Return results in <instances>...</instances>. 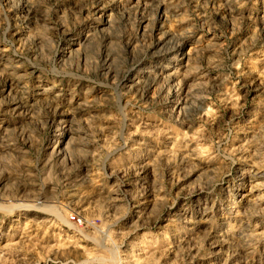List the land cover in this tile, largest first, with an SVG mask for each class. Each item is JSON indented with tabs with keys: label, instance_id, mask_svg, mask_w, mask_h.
<instances>
[{
	"label": "rangeland",
	"instance_id": "rangeland-1",
	"mask_svg": "<svg viewBox=\"0 0 264 264\" xmlns=\"http://www.w3.org/2000/svg\"><path fill=\"white\" fill-rule=\"evenodd\" d=\"M97 1L0 0V264H264V0Z\"/></svg>",
	"mask_w": 264,
	"mask_h": 264
},
{
	"label": "bare ground",
	"instance_id": "bare-ground-1",
	"mask_svg": "<svg viewBox=\"0 0 264 264\" xmlns=\"http://www.w3.org/2000/svg\"><path fill=\"white\" fill-rule=\"evenodd\" d=\"M225 1H226V3L224 2V8H225V4L228 5L229 7H230V5H234L235 6L234 8L228 10V14H233L234 15V14L238 13V11H240L242 9V4L239 5V1L240 0H225ZM172 2L173 1L169 2V4H168L169 7L171 9H173V10L179 9V6H173ZM114 3H115L114 0H98L96 3L93 4L91 13L93 14V16H95L97 14H100L99 18L108 17V16H105V13L107 11H111V12L113 11L109 7L114 6ZM25 11H26L25 13H26L27 17L30 16L31 14H34L36 17L39 15V11L36 10L34 7H32V8L28 7V8L25 9ZM18 14H20V13H18ZM44 14H45V12H44ZM26 16H24V18H23L24 21H25L24 23H26V21L29 20V19L25 18ZM98 23L107 24V23H109V20L108 21H102V22L98 21ZM57 28L60 29L59 27L56 26V29ZM58 29L56 30V32L60 31ZM89 29L92 32V34L96 33V30L94 28H89ZM60 34H61V36L64 35L65 31H62ZM92 34L85 35L83 37V39H84L83 42H85V43L89 42L91 40ZM187 34L188 33H186V32L183 33L182 34L183 38L186 37ZM163 36H164V34H163ZM200 39L201 38H198L197 42H199ZM68 45H71V43L70 44L68 43ZM61 51H62V53H64L67 56H70V54L72 52V50L67 51L66 48H62ZM65 55H62L60 57L63 58V57H65ZM170 61L171 62H169L168 65L162 66L163 71L169 69L168 67L172 64V62H175L176 63L175 65L179 69L180 68H182V69L180 71H178V69L175 68V69L171 70L166 75V78L171 82L170 88L168 89V92H167L164 100L161 103L162 109H164V111H166V112L175 111V110H181L182 109V105L184 104V100H183L184 98H182V94H183L185 86H186V84L188 82H190L191 80H195V79H202V80H207V81H209L211 79V73H210L211 70L203 71V72H201L200 75H197V74H199L198 71H201V69H203V68L198 67L199 65L197 66V63L192 58H190V56L186 57V59L184 61V64H182V66L179 65V62L181 61V59L178 57V55L173 56L170 59ZM194 65L196 67L192 68V66H194ZM195 72H198V73L194 75ZM19 79H24V78H19ZM141 84H142L141 81H135V82H133V84H132V86L130 88L133 87V88L136 89ZM52 89L53 88H47V89L43 90L41 93L37 94L38 95L37 99L36 98L32 99V101H34L35 104L42 103L45 100V96H43V95H46V93L51 91ZM25 94H26L25 91L20 92V97L18 98V101L15 102V104H18L19 106L22 105L23 101H24V98L22 96H24ZM59 97H60V95H59ZM27 99H29V98H27ZM30 100H31V98H30ZM34 103H33V105H35ZM78 110H79L78 107L68 106V107L59 108V110H56V112H54V113H55V116H57V117L65 118L66 115L77 113ZM54 133H55L54 137L59 138V140L57 142L58 145L59 144L62 145V144H65V143L68 144L67 142L68 141L70 142L72 140V136H73V134L75 132H74V130L72 128L62 125L59 128L55 129Z\"/></svg>",
	"mask_w": 264,
	"mask_h": 264
}]
</instances>
